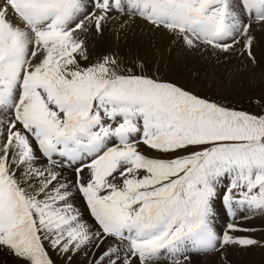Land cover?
<instances>
[{"label":"snow or ice","instance_id":"6c2138e0","mask_svg":"<svg viewBox=\"0 0 264 264\" xmlns=\"http://www.w3.org/2000/svg\"><path fill=\"white\" fill-rule=\"evenodd\" d=\"M137 22L255 64L264 0H0V253L17 264H231L264 247L239 223L264 217V98L238 110L142 58H93V39Z\"/></svg>","mask_w":264,"mask_h":264},{"label":"bare ground","instance_id":"6f19581e","mask_svg":"<svg viewBox=\"0 0 264 264\" xmlns=\"http://www.w3.org/2000/svg\"><path fill=\"white\" fill-rule=\"evenodd\" d=\"M257 36L260 43L253 49L256 56L255 64L249 63L238 54L229 55L211 52V50L190 51L186 48H178L170 44L173 40L170 35L149 31L142 22L133 25L127 37L117 38L112 31L106 30L102 37L92 40L90 52L93 54L99 49L107 48L108 50L117 51L120 56H125L130 60H132L131 57L138 56L146 62L157 64V61H159L160 64H166V68L184 75L187 79H194L195 77L200 83L204 84L202 80H213L211 78H214L213 84L220 91L237 92L247 89L251 83L260 84L264 82V34L258 29ZM205 83L208 85V82ZM226 223L225 216L223 214L218 215L216 220L218 230H223ZM239 223L241 226H251L256 230L264 227V220L260 216L249 220H241ZM252 233L249 234L257 238L258 233ZM241 235H244V233H241ZM258 238H260V233ZM253 248L241 249L239 257L229 258L231 264H262L264 253L259 252V257H257L258 253ZM237 249H232L229 257ZM1 254L3 253H0V256ZM240 257L242 260H240ZM84 260V257L77 256L74 258V264H84ZM214 262L215 258H212V255L197 258V264H214Z\"/></svg>","mask_w":264,"mask_h":264},{"label":"rangeland","instance_id":"374dc122","mask_svg":"<svg viewBox=\"0 0 264 264\" xmlns=\"http://www.w3.org/2000/svg\"><path fill=\"white\" fill-rule=\"evenodd\" d=\"M170 44H173L178 48H181V47L185 48L179 41L174 42L172 40ZM190 51H193V50H190ZM96 52L92 54L93 58L105 55L109 52H117V51H112V50H108L107 48H104V49H99ZM121 57L125 58L127 61H131L130 59H127L125 56H121ZM137 57L138 56L133 57V58L131 57V59L134 60ZM146 63H147V69L153 77L158 76L162 80L174 83L177 86H180L196 95H199L205 98H211L212 100L220 102L227 107H233L238 110H244V111L252 112V113L260 112L262 110L261 104L257 103V101H260L262 98H264V82L260 84L251 83L249 85L250 87L242 91L224 92V91H220L213 84L214 78H211L213 80H205V79L202 80V82L205 84L204 86V84L200 83L197 78L194 77V79H187L186 77H184V75L174 72L170 68H166L165 67L166 64L165 65L160 64L159 61H157V64L152 63V62H146ZM205 82H208V85ZM209 83H212L213 85ZM262 218L264 220V217ZM253 233H258V235L260 233V238H258V235H257V238L264 241V227L257 229ZM254 248H255V251H257L258 253L257 257H259V254H260L259 252L264 253V247H254ZM240 250L241 249L238 248L236 252H234L232 256H230L229 258L235 259L239 257ZM241 257H240V260H242ZM0 258H1L0 264H17L15 259L12 256L8 255L7 253L1 254ZM212 258H215V257L212 255ZM262 260H264V256L262 257ZM57 264H62V261L58 259ZM262 264H264V261Z\"/></svg>","mask_w":264,"mask_h":264}]
</instances>
